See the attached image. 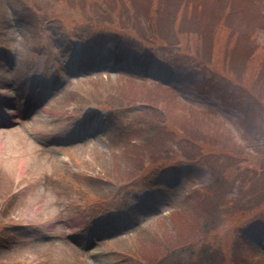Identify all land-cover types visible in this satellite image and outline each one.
Returning a JSON list of instances; mask_svg holds the SVG:
<instances>
[{
  "label": "rangeland",
  "instance_id": "rangeland-1",
  "mask_svg": "<svg viewBox=\"0 0 264 264\" xmlns=\"http://www.w3.org/2000/svg\"><path fill=\"white\" fill-rule=\"evenodd\" d=\"M126 1L129 2L125 6L129 7L136 3ZM136 1L144 7L153 2L158 4L157 0ZM177 1L182 7L181 0ZM193 1L198 5L189 11L187 5L184 10L176 9L177 3L172 0L164 6L163 18L161 14L157 17L163 27L169 24L165 36L150 31L148 24L142 22L140 33L149 38L141 39L112 23L114 14L80 7L78 3L83 1L76 0V9H72L67 0H0V49L14 48L17 52L14 73L19 77L18 91L24 86L26 69L37 70L38 61L44 56L43 70H49V80L54 73L55 81L66 78L67 67L63 69L62 64L69 59L75 62L79 56L77 47L83 49L81 54L85 58H92L89 65L98 63L100 69H108L112 68L111 60L122 65L118 75L103 69L106 73L102 75L71 82L27 126L0 128V264H150L156 257L159 259L155 264H264V231H254L239 245L237 237L227 230L231 226L216 229L208 236L203 234L205 229L196 226L197 220H202V207L193 211L186 200L187 192L192 191L193 185L200 187L212 181L205 168L187 169L171 181L147 187L138 178L129 186L106 178V170L116 157L137 155L135 147L147 138V130L140 125L141 118L135 117L144 105L135 102L161 103L169 120V108L165 110L162 104L166 98L156 94L152 84L161 83L177 91L181 94L180 101L209 113L208 123L213 120L211 124L216 125L222 120L235 127L236 112L216 98L204 76L184 73L179 66L186 58L200 59L215 72L223 73L229 67L237 78L238 69L246 67L240 59V50L254 48L251 36L263 51L257 54L259 75L246 84L255 92V100L264 96V0ZM9 8L14 10L18 23L15 27L9 23ZM78 25L80 31L116 32L127 43H110L108 47L104 43L108 39H104L100 46H107V55L102 58L99 53L94 55L98 42L86 36L84 40L81 38L82 43L71 38ZM58 26L66 31L56 29ZM222 39L234 41L233 49L224 50L228 60L223 64L217 55L221 46L216 45ZM245 39L246 42L242 41ZM168 40L180 44L186 53L165 51ZM41 52L46 53L43 56ZM3 55L0 52V92L8 94ZM145 62L154 64L142 67ZM197 82L202 84L201 92L195 86ZM182 102L180 106L184 107ZM170 103L173 107L171 100ZM152 108L160 112L155 105ZM171 109L173 122L179 129L191 130L193 134L194 127L202 122L200 113L185 118L175 108ZM89 116L104 124L93 145L51 152L28 134L29 130L46 137L67 130L71 135L85 133L84 127L79 129ZM206 124L200 131L207 133L210 128ZM168 125L165 132L176 135L175 130L179 129L171 121ZM137 138L138 142H131ZM244 160V164L253 166L247 156ZM120 167L125 169L123 164ZM128 170L125 175L131 168ZM135 186V190L127 191ZM263 209L239 220L241 225L256 220L259 228L264 229V217L260 215ZM173 210L182 211L170 215ZM124 226L123 231L131 235L112 242V228ZM83 232L86 240L81 243L77 236ZM196 239L203 240L193 241ZM168 249L172 250L166 252Z\"/></svg>",
  "mask_w": 264,
  "mask_h": 264
},
{
  "label": "trees",
  "instance_id": "trees-1",
  "mask_svg": "<svg viewBox=\"0 0 264 264\" xmlns=\"http://www.w3.org/2000/svg\"><path fill=\"white\" fill-rule=\"evenodd\" d=\"M67 1L71 3V6L76 7V0ZM78 2H82L78 4L83 8L89 9V11L93 12L102 9V11H104L103 13L114 14L115 16L112 19V23L119 28L124 27L131 34L140 37L141 39L144 37L149 38L148 35L140 33V28L143 29L144 27L142 22L148 24L150 31L154 30L153 32L159 33L161 36H165V31L169 26V24H167L166 27H163L161 22H157V17L161 14V19L163 18L165 13L163 8L167 4H170L172 0H157L158 4L153 2L151 5H148V7H144L136 0H132V2L136 3H131L130 7L125 6V4L129 2L126 0H78ZM103 2L106 3L105 6L103 5ZM174 2L177 3L176 9L184 10L187 5L189 11L198 5V2L195 3L193 0H181L182 8L177 0H174ZM147 8L151 11H148ZM179 17L181 18V16ZM154 25L158 27V32L156 31V27L153 28ZM168 42L170 46L169 49L172 51H180L182 54L186 53V49L177 42L172 40H168ZM194 61L198 62L201 66H208L207 64L201 63L200 59L194 58L188 61L186 58V62L191 64L194 63ZM219 72H212V76H214V78L216 76V79H218V75L220 74L228 80L231 79L225 71H223V73ZM255 75H257V69L251 67L248 69L247 75L244 79L250 81ZM225 83H227L229 87H234L232 83ZM236 86V88L239 87V89L242 90L243 83L236 79ZM216 92L219 94V88L216 89ZM155 93L166 98L163 100L162 104L165 110L169 108V118L172 121L174 119L171 108H175L179 112L185 113V118L189 116L194 117L197 114L193 110L188 111L186 110V107H181L171 94L168 95L165 91L160 89H155ZM227 97L231 98L232 96L229 93L221 92L220 98L224 103L237 105L240 112L242 111L246 114L245 102L241 103V95L238 92H235L234 103L229 102ZM170 100L173 103V107ZM139 103H143L147 106L155 105L156 108L161 111L159 113H153L143 120L148 134V140L146 141L145 146L151 154L150 157L153 161L165 165L169 160H171L170 162L174 161V163H176V160L181 158L186 161L207 160L206 162L208 163V161H210L211 165L217 170L218 176L214 181V184L197 192L188 200V203H190L189 206L192 205L193 207V211H197L202 207V210L200 211L202 220H197L196 226H200L206 230V232H203L204 236L211 235L215 229L222 226L224 223H228L227 218L230 219L233 217V220L230 221V225L234 228L238 225L235 220L247 218L253 213V208L256 210L264 208V130H261L264 129V119H261V122L257 123V129L255 130L252 121L246 119V115H242L243 118L241 119V125L238 130H227L225 131L226 134L219 138L217 134H214L216 130H207V133H200V130L206 124L205 120H203L194 127L193 134L191 130H175L180 133H178V138L180 139V141H178L181 144L178 146L173 141L169 143L166 134L164 137H159L160 134H164L166 129V125L161 126L154 124V122L161 123L160 118L164 117L166 114L162 109L161 103L158 105L144 102ZM151 116H153L155 120L151 119ZM195 134L197 135L194 136ZM180 135L184 139H190L192 146H187L188 143L182 141ZM170 153H173L175 158H172ZM219 154L226 155L225 157L227 158V161H230L227 163L230 165L219 166L217 162V159L220 158ZM245 156H247L248 160L253 163L252 167L244 164ZM145 157L146 154L140 158V163L143 167H148L144 164V160H142ZM230 197H232V200H227ZM231 201H234L233 207L229 206Z\"/></svg>",
  "mask_w": 264,
  "mask_h": 264
},
{
  "label": "bare ground",
  "instance_id": "bare-ground-1",
  "mask_svg": "<svg viewBox=\"0 0 264 264\" xmlns=\"http://www.w3.org/2000/svg\"><path fill=\"white\" fill-rule=\"evenodd\" d=\"M76 140H78V139H77V138H74V137H72V138H70V140H69V141L73 142V141H76Z\"/></svg>",
  "mask_w": 264,
  "mask_h": 264
}]
</instances>
